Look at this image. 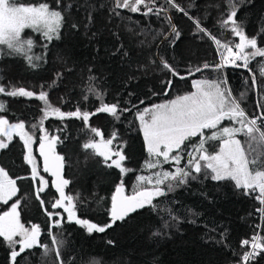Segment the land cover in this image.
Segmentation results:
<instances>
[{
    "label": "trees",
    "instance_id": "trees-1",
    "mask_svg": "<svg viewBox=\"0 0 264 264\" xmlns=\"http://www.w3.org/2000/svg\"><path fill=\"white\" fill-rule=\"evenodd\" d=\"M20 2H46L52 8L57 7V0ZM112 2L60 0L59 10L65 16L60 39L48 44L43 51V59L35 67L30 66L23 55L3 54L0 57V83L22 86L37 94L46 91L49 102L66 113L75 111L77 107L82 111L94 112L101 101L91 89L100 93L105 103L132 108V111L121 115L119 122L107 113L92 115L88 122L101 129L105 138L113 130H118V140L126 142L124 153L127 159L124 164L133 169L126 174H121L116 168H107L101 157L92 156L82 149V143L93 136L84 127L82 120L72 117L49 119L44 123L50 136L60 138L56 150L65 157L63 175L70 181L65 192L78 197L77 216L100 226L110 222L111 196L121 180L126 195H131L138 175H151L157 171L143 167L147 151L135 117L137 110L192 91V80L224 78L235 95H249V101L244 102L249 107L246 109L248 114H264V77L257 74L258 83L253 88L252 73L248 69L230 65L221 71L208 69L189 79L172 77L166 70H162L160 57L172 64L184 77L189 76V69L202 67L205 62L218 64L220 61L214 42L203 33L193 35L195 25L182 13L174 9L169 12L172 22L181 33L180 38L172 44V36H169L168 41L164 40V34L170 32V26L163 18L158 19L154 15L145 17L126 10H118L120 16L117 17L111 14ZM177 2L187 8L190 0ZM235 3L237 19L246 35L256 37L258 45L264 47V0H235ZM69 4L71 8L67 7ZM188 11L222 42H226L225 37L231 38V33L221 30L218 24L221 13L225 11L223 0H195V6ZM89 13L92 15L91 25H88ZM72 24L78 27L73 28ZM257 61H264V58H255L249 68H256ZM57 73L62 75L58 77ZM169 79L172 85L168 95H164L163 82ZM3 99L7 111L0 112V116L11 123L23 121L29 130L40 134L31 126L39 124L41 108L44 106L42 101L8 96ZM211 131L205 133L210 134ZM198 140L199 137H196L186 143L193 144ZM218 143L215 141L206 146L212 149ZM26 152L19 137H14L9 147L0 152V166L8 170L13 178L26 177L17 181L20 189L18 196L8 204L0 203V214L8 211L16 199H20L22 223L26 227L40 225L41 242L52 247L48 235L50 221L33 194L31 166L23 159ZM169 166L165 164L164 168ZM38 169L40 175L49 182L42 197L46 202L53 195L58 198L52 185V176L43 172L41 165ZM153 203L159 205L155 211L149 206L138 209L124 222L117 221L103 233L88 234L85 228L75 222H62V228H52L51 231L64 240L60 249L62 258L66 264H91L92 258L99 260L100 264H236L240 256L233 252L247 250L241 248L242 239H250L256 231L264 236V228H256L261 223L255 211L259 204L253 196L245 195L242 189L235 188L232 181L216 182L201 176L158 197ZM169 209L179 217V221L171 220ZM55 211L64 217L67 215L63 209ZM165 221L169 222L168 228L164 227ZM157 231L161 235L154 236L153 233ZM221 233L227 237V246L218 243ZM22 255L28 259L18 257L17 264H54L55 261L54 251L45 255L39 247ZM0 264H11L10 249L2 242V238ZM249 264H264V253Z\"/></svg>",
    "mask_w": 264,
    "mask_h": 264
},
{
    "label": "snow or ice",
    "instance_id": "snow-or-ice-1",
    "mask_svg": "<svg viewBox=\"0 0 264 264\" xmlns=\"http://www.w3.org/2000/svg\"><path fill=\"white\" fill-rule=\"evenodd\" d=\"M223 2L225 11L221 13L218 20L219 28L238 37V42L235 44L230 40L222 42L205 28L198 18L189 14L188 9L195 6V0H190L187 8L181 6L177 0H163V2L159 0H113L111 14L119 17L120 11L118 10H126L145 17L154 15L158 19L163 18L170 26V32L164 34V40L168 41L169 36H172L170 43L174 44L175 40L180 38L181 33L172 22L169 12L174 9L182 13L195 25L193 35L203 33L211 39L220 56L218 64L205 62L202 67L196 66L194 69H189V75H194L195 72H201L204 69L221 71L228 65L243 67L252 73L251 86L255 88L258 83L257 74L264 77V61H257V67L254 69L249 68V65L256 57L264 58V47L258 45L256 37L250 38L246 35L242 24L237 19L235 0H223ZM59 4L60 0H57V7L52 8L46 2L26 4L21 3L20 0H0V46H2L0 54L23 55L30 66L35 67L33 61L41 60L43 56L29 55L36 46V41L25 36V30L30 29L42 36L46 41L43 45L45 48L53 40H59L65 23V16L63 11L59 10ZM67 7L71 8V5ZM87 19L88 25H91V13L88 14ZM72 27L77 28L78 26L72 24ZM220 49L223 51L221 52ZM124 54L127 55L126 52ZM238 61L241 63L238 64ZM159 63L162 70H166L172 77L185 78L163 57L159 58ZM60 75L62 74L57 73L58 77ZM163 83L165 84L164 95H168L172 80L169 79ZM192 89L183 95H177L162 103L145 107L143 110H137L135 117L139 121V131L142 132L147 151V159L143 167L148 170L157 169V171L151 175H138L131 195L125 194V185L121 180L111 196L110 222L100 226L77 216L78 197L65 192L70 184V181L63 175L65 157L56 151L60 138L50 137L43 127V122L49 116H55L61 120L72 117L82 120L84 127L93 134L92 138L82 143V149L92 156L101 157L102 163L107 168H116L121 174H126L133 169L124 164L127 159L124 153L126 142L118 140V130H113L105 138L101 129L89 125L88 122L90 116L97 113H107L119 122L121 115L132 111V108H120L118 104L105 103L102 95L91 89L96 98L101 101L100 106L94 112L82 111L77 107L75 111L66 113L49 102L46 91H40L37 94L22 86L0 83V95L35 98L43 102L39 124H33L31 127L43 133L39 142V153L43 157V172L49 173L54 178L52 185L55 193L58 194V198L53 195V198L47 202L41 195L49 186V182L40 175L32 152L34 136L25 130V122L10 123L7 118L0 116V150L7 149L14 136L19 137V140L23 142L27 150L23 159L31 166L30 179L33 181L35 199L50 221L48 235L52 245L50 247L49 244L41 242L40 225L32 224L31 227H26L21 223L18 210L21 200L16 199L10 205V210L0 214V238L10 249L11 264H17L18 257L27 260L28 257L22 254L35 247L42 248L45 255L54 251V264H66L60 251L64 240L59 239L58 234L51 231L52 228H62V222H75L85 228L88 234L103 233L107 228L113 227L117 221L124 222L131 213L138 209L149 206L155 211L159 207L153 203L156 198L163 197L177 187L186 185L189 180H195L201 176L216 182L232 181L235 188L242 189L245 195L253 196L259 204L255 211L259 214L261 221L256 228L258 230L264 228V114L249 116L241 107L240 101L233 96L231 89L227 87V80L224 78L192 80ZM84 99L87 100L88 97L85 96ZM6 111L7 105L0 102V112ZM225 120L231 121L238 127H220ZM205 130L212 131L206 134ZM241 135L246 138L245 141L237 138ZM196 137H199L198 142L186 143ZM210 141H219L217 151L210 152L206 147ZM182 162H184L183 166H181ZM165 164L173 165V170L164 169ZM22 179L26 177L13 178L8 170L0 166V202L8 204L18 196L20 189L17 181ZM58 209H63V212L67 214L66 220L60 212L55 211ZM169 214L171 220L179 221V217L172 214L170 209ZM54 217H59V219H54ZM191 222L195 223V221ZM164 227H169L168 221L164 222ZM153 235L159 236L161 233L157 231ZM220 235L221 239L218 243L227 246L226 235L224 233ZM241 248H247V250L241 253L233 252L234 255L240 256L236 264H249L250 261L264 253V236L260 234V231L254 232L250 239H242ZM91 264H100V262L92 258Z\"/></svg>",
    "mask_w": 264,
    "mask_h": 264
},
{
    "label": "rangeland",
    "instance_id": "rangeland-1",
    "mask_svg": "<svg viewBox=\"0 0 264 264\" xmlns=\"http://www.w3.org/2000/svg\"><path fill=\"white\" fill-rule=\"evenodd\" d=\"M24 35L25 36H27V37H31V38H33L35 41H36V46L33 48V50H32V52L31 53H29V55H34V56H42L43 55V51L45 50V47H43V45L46 43V41H44V39H43V37L42 36H40L38 33H34L32 30H30V29H26L25 30V33H24ZM230 37L231 38H228V37H225L226 38V41H232V43L233 44H235V43H237L238 42V40H236V37L235 36H233L232 34L230 35ZM40 38H41V40H40ZM42 42V43H41ZM0 47H2V46H0ZM235 50V49H234ZM5 51H6V49H5ZM220 51L222 52L223 51V49H220ZM218 52V51H217ZM3 54H0V57L2 56ZM256 58H259V57H256ZM42 60V59H41ZM41 60H34L33 61V63L34 64H38ZM219 60H220V56H219ZM254 60V59H253ZM252 60V61H253ZM251 61V63H250V65H249V67L252 65V62ZM220 62V61H219ZM238 64L239 63H241V62H237ZM228 66H230V65H228ZM243 68V67H242ZM227 87H228V85H227ZM229 88V87H228ZM230 89V88H229ZM232 91V93H233V96L235 97V98H237L239 101H240V103H241V107L246 111V113H247V110L246 109H249V107L247 106H245V104H244V102L245 101H249L248 100V97H249V95L246 97L245 95H243V96H241V94L240 95H235L234 94V91L233 90H231ZM4 96H6V95H0V102H3V103H5L4 102V99H3V97ZM248 114V113H247ZM249 116H257V115H250L249 114ZM49 119H58V118H56L55 116H49L46 120H44V122H43V127L45 128V126H44V123L47 121V120H49ZM65 119H67V118H65ZM139 122V121H138ZM11 123V122H10ZM225 123V124H224ZM225 126H228V127H232V126H236V127H238V125H233L232 124V122L231 121H228V120H225V121H223L222 122V124L220 125V127H225ZM25 130H27V131H29L31 134H33V136H34V140H35V142L33 143V145H32V152H33V156L35 157V159H36V163H37V167L39 166V165H41L42 166V169H43V157H41L40 156V153H39V142H40V137L43 135V133H41L40 132V134L39 133H37L36 131H32V130H29L28 129V127L25 125ZM205 131H207V130H205ZM49 135V134H48ZM50 136V135H49ZM14 137H17V136H14ZM13 137V138H14ZM51 137V136H50ZM238 139H240L241 141H245L246 140V138L244 137V136H238L237 137ZM215 141H210V142H208V143H214ZM218 146H219V143L217 144V145H215L212 149H209V150H218ZM207 147V146H206ZM27 151V150H26ZM57 151V150H56ZM0 152H1V150H0ZM58 153V152H57ZM59 154V153H58ZM166 165H170L168 168H164V169H166V170H172L173 169V165H171V164H166ZM39 170V169H38ZM53 178V177H52ZM45 179V178H44ZM46 180V179H45ZM53 180H54V178H53ZM54 187V186H53ZM47 189V188H46ZM125 194H126V192H125ZM157 199V198H156ZM154 202V201H153ZM0 203H2V202H0ZM3 204V203H2ZM10 210V209H9ZM19 210V209H18ZM65 217H67V215L65 216ZM21 219V218H20ZM21 223H22V220H21ZM47 257V256H46Z\"/></svg>",
    "mask_w": 264,
    "mask_h": 264
},
{
    "label": "water",
    "instance_id": "water-1",
    "mask_svg": "<svg viewBox=\"0 0 264 264\" xmlns=\"http://www.w3.org/2000/svg\"><path fill=\"white\" fill-rule=\"evenodd\" d=\"M208 69H204L203 71H201V72H195V74L194 75H189V76H186L184 79H189V78H191V77H193V76H195V75H197V74H200V73H203V72H205V71H207Z\"/></svg>",
    "mask_w": 264,
    "mask_h": 264
}]
</instances>
